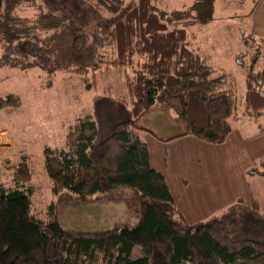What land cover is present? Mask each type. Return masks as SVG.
<instances>
[{
    "label": "trees",
    "instance_id": "obj_1",
    "mask_svg": "<svg viewBox=\"0 0 264 264\" xmlns=\"http://www.w3.org/2000/svg\"><path fill=\"white\" fill-rule=\"evenodd\" d=\"M90 1L113 15L99 34L110 54H91V33L45 0H0V66L38 67L49 77L74 72L90 89L104 69L126 70L127 96L97 94L93 110L69 127L65 146L44 147V168L54 195L68 193L84 202L132 188L139 222L78 231L60 224L55 201L44 216L34 213V172L23 153L18 162L4 160L12 178L0 181V264H264L262 200L253 196L242 214L231 207L206 222L189 223L179 210L169 211L164 205L175 199L165 175L151 166L148 144L138 132L150 130L137 123L146 112L166 108L183 122L180 135L221 142L231 118L258 120L264 109V38L242 36L246 90L238 94L227 74H215L188 41V28L196 19L208 22L216 0H193L183 9L162 8L156 0ZM30 8L31 15L21 12ZM67 33L70 57L79 61L61 60L51 49ZM19 102L14 93L0 96V108ZM260 172L264 176V158Z\"/></svg>",
    "mask_w": 264,
    "mask_h": 264
},
{
    "label": "rangeland",
    "instance_id": "obj_2",
    "mask_svg": "<svg viewBox=\"0 0 264 264\" xmlns=\"http://www.w3.org/2000/svg\"><path fill=\"white\" fill-rule=\"evenodd\" d=\"M156 1L167 9H183L193 2ZM45 3L69 13L75 24L91 33L94 46L91 54L109 53V48L102 45L99 38L102 30L111 24L112 14L96 8L90 0H45ZM21 12L31 15L33 9ZM210 17L213 21L205 24L194 20L193 26L188 28V41L208 58L217 69L215 74L225 72L231 86L238 94H243L245 69L239 62L240 52L245 51L242 36L250 34L264 38V0H216ZM223 23L228 27H221ZM70 36L68 33L60 35L51 49L60 53L61 60L76 62L79 60L70 57ZM202 46L204 48H199ZM2 52L0 42V56ZM104 70L98 74L96 87L90 89L84 77L74 72L59 70L49 77L38 67L21 70L0 66V96L14 93L20 100L18 105L0 108V181L9 182L12 178L11 169L4 160L18 162L21 155L27 153L34 172L33 212L44 216L48 204L55 201L60 224L71 230L97 231L122 224L134 226L140 219L139 201L132 188L118 187L101 199L84 202L68 193L54 195L51 179L44 168V147L65 146L69 127L78 116L93 110L97 94L127 96L126 70ZM89 79L93 81L92 77ZM180 121L172 111L155 108L137 122L139 127L150 130L138 129V132L148 144L151 166L165 175L175 199V204L166 203L165 208L171 212L179 210L189 223H195L221 217L231 207L242 214L245 210L241 207L253 196L260 198L264 205V176L260 172L264 136L248 140L230 129L224 141L212 142L203 137L180 135L185 131ZM235 121L231 118L230 124Z\"/></svg>",
    "mask_w": 264,
    "mask_h": 264
},
{
    "label": "crops",
    "instance_id": "obj_3",
    "mask_svg": "<svg viewBox=\"0 0 264 264\" xmlns=\"http://www.w3.org/2000/svg\"><path fill=\"white\" fill-rule=\"evenodd\" d=\"M239 1L243 2V0H239ZM229 15H228V17H229ZM211 18L212 17H210V20L208 22H212L213 21V20H211ZM222 21L223 20H221L220 23ZM213 23H215V21ZM224 25H225V23H223L221 27H223ZM227 27H228V25H227ZM207 34H212V33L208 32ZM199 48H204V47L202 46V47H199ZM204 57H206V56H204ZM180 124H181V121H180ZM232 130L238 132V134H240L241 136H243V138H246L248 140L257 139L259 137L264 136V109H263L261 115L259 116L258 120L247 119V120H244V121H235L233 124L231 123V131Z\"/></svg>",
    "mask_w": 264,
    "mask_h": 264
}]
</instances>
